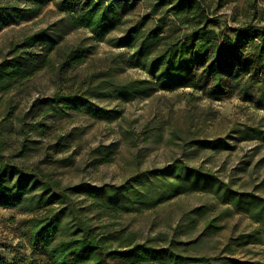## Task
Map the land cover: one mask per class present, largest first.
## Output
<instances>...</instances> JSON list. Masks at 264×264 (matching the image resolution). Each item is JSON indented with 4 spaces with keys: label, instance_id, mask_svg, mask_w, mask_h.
<instances>
[{
    "label": "rangeland",
    "instance_id": "obj_1",
    "mask_svg": "<svg viewBox=\"0 0 264 264\" xmlns=\"http://www.w3.org/2000/svg\"><path fill=\"white\" fill-rule=\"evenodd\" d=\"M153 3L128 0L122 4L124 20L97 41L87 28H71L67 15L60 13L53 1L33 16L35 1L0 0V7L11 10L0 17L3 158L25 171L56 179L68 196L64 205L81 210V217L94 234L113 236L111 248L119 246V239L131 236L133 242L154 247L181 243L177 251L186 255L215 256L229 249L228 256L264 261L263 244L232 243L233 238L254 230L257 224L249 214L222 202L227 187L264 196V141L252 136L247 128H264V69H259L262 77L252 79L235 68L228 77L229 93L214 98L206 89L191 86L156 90L130 99L108 96L110 88L105 96L91 97L113 110L109 118L47 103L57 91L91 92L97 81H89L94 73L101 72L100 78L117 84L148 78L144 69L127 63L131 49L114 43L139 18L151 15L150 23L158 17L153 15ZM205 6L213 15L215 2L206 0ZM254 13L257 17L264 13V0H225L217 11L218 27L214 28L223 41L235 40L234 30L250 23ZM257 25L264 26V17ZM44 28L59 46H83L86 61L60 70L55 53L48 56L47 63L45 51L37 45L13 60L12 47ZM4 61L8 63L2 64ZM197 76L198 72L194 78ZM208 141L214 143L209 145ZM171 167L182 173L185 168H196L211 175L212 183L188 188L190 184L181 181L178 194L155 206L131 211L124 201L113 204L108 196H103V207L98 208L94 197L74 190L84 184L118 187L131 177ZM168 181L174 179L151 176L133 185L154 195V191L169 193ZM227 208L230 210L225 214ZM36 215L0 204V264H51L28 242L29 220ZM212 220H217L218 228L207 231V223ZM108 262L133 264L118 258Z\"/></svg>",
    "mask_w": 264,
    "mask_h": 264
},
{
    "label": "trees",
    "instance_id": "obj_2",
    "mask_svg": "<svg viewBox=\"0 0 264 264\" xmlns=\"http://www.w3.org/2000/svg\"><path fill=\"white\" fill-rule=\"evenodd\" d=\"M27 1L36 2L32 10L33 16H37L49 1L55 2L59 12L67 15L71 28H87L95 40L101 41L124 20L125 10L122 4L128 0ZM213 1L215 9L211 15L207 13L206 0H154L152 11L158 17L150 23L148 20L151 15L139 18L114 43L115 46L131 49L127 63L144 69L148 78L117 84L100 78L101 72L94 73L90 75L89 81L93 78L97 81L91 92L62 94L57 91L47 99V103L58 104L63 109L82 111L98 118H109L113 110L97 104L91 97L105 96V90L110 88L108 96L130 99L156 90L174 91L191 86L206 89L207 94L214 98L229 93L228 77L235 68L252 79H259L262 77L259 69H264V26L257 23L263 20L264 13L258 17L254 13L250 23L235 29V40L223 41L214 27H218L215 17L225 0ZM10 13L8 7H0L1 18ZM8 24L10 23H6ZM58 43L44 28L26 36L10 52L15 57L13 60H17L22 54L30 53L27 48L37 45L41 51H45L47 63H50L48 56L55 53L60 70L86 61L87 51L83 46L63 47ZM4 62L2 64L8 63ZM196 72L198 76L194 78ZM247 128L252 136L264 141V128ZM207 143L210 145L214 142ZM3 152V143L0 142V204L37 214L29 220L28 242L37 252L43 253L51 264H110L109 259L117 258L133 264H264L262 260H240L228 256L229 249L215 256L186 255L177 251L181 243L169 242L168 246L154 247L133 242L131 236L119 239V246L111 248L113 236L94 234L81 217V210L64 205L68 196L65 190L59 188L56 179L41 172L25 171L17 164L5 161ZM173 169L171 167L160 173L150 171L137 175L118 187L84 184L74 187V190L94 197L98 208L103 207V196H108L113 204L124 201L125 208L131 211L155 206L156 203L178 194L181 192V181L188 182V188H197L200 183L205 187L212 183L211 175H205L196 168H185L183 173ZM151 176L173 178L174 181H168L166 185L169 193L154 191V195L147 194L134 187L133 182H141ZM222 202L231 204L236 211L249 214L257 224L254 230L233 238L232 243L235 246L251 243L264 245V196L253 191H235L227 187L224 189ZM54 204L59 207L56 208ZM229 210L227 208L225 214ZM216 224L217 220L207 223V231L218 228Z\"/></svg>",
    "mask_w": 264,
    "mask_h": 264
}]
</instances>
